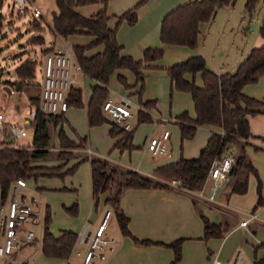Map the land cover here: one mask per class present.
Returning a JSON list of instances; mask_svg holds the SVG:
<instances>
[{
    "label": "trees",
    "instance_id": "1",
    "mask_svg": "<svg viewBox=\"0 0 264 264\" xmlns=\"http://www.w3.org/2000/svg\"><path fill=\"white\" fill-rule=\"evenodd\" d=\"M97 0H55L58 8L53 13L50 30L56 35L67 38L73 34H88L93 39L86 45L73 46V54L85 77L92 80L90 85V96L86 104L82 100V90L79 86H72L67 95L68 107H85L88 126H97L103 123L111 124L109 134L112 137L119 136L115 146L120 148H132L131 139L136 126L144 122H152L150 110L155 108V100L143 101L141 94L144 89L143 70L154 67L155 61L163 56V48L147 47L143 51L141 59H134L129 55L121 53L122 45L118 43L115 29L107 26L108 15L105 8L96 14L86 17L79 14L77 6L95 3ZM105 5L107 0H101ZM146 0H139L131 9L121 14L119 21L125 20L133 25L137 20L136 9ZM234 0H193L178 5L166 13L160 24V42L166 45H181L194 48L198 44L202 22H208L214 15L216 9L230 5ZM259 0H245L244 13L251 15ZM39 23L33 21V30L38 28ZM259 34L264 39V15L259 26ZM32 43H43V37L33 35ZM39 40V41H38ZM103 45L102 52H96L87 56L86 51ZM48 52L51 48L47 49ZM36 67L35 60H25L15 68L17 79L12 82L17 91H26L31 104L36 107V113L30 126L34 130L31 149H2L0 150V204L8 200L11 185L17 178H36L38 175H50V168L35 164L38 159L48 154L50 146L49 123L54 127L60 126L57 132L59 142L58 156L70 154L73 148H84L85 138L74 142L68 138L62 125L66 121L63 114H47L38 109L39 85L31 80L34 77ZM119 69H127L133 73L135 82L128 84L126 78L119 74L118 82L129 89L136 84L139 108L136 111V122L132 129L124 130L111 123L101 112V105L109 95L108 84L110 76ZM170 79V90L185 91L190 93L194 104V118L187 111L175 116L180 131V139L192 138L197 127L210 125L219 130L213 132L206 144L200 149L197 157H180L176 162L158 166L154 174L166 180H180L177 188L195 191L201 188L211 162L220 158L230 146L237 145L240 141H247L252 135L250 133L249 116L264 112V102L257 98L246 95L243 87L255 83L260 76L264 75V44L253 47L248 54L237 65L233 72L216 73L206 65L205 58L193 55L184 61L175 63L166 68ZM199 73L202 85L198 86L194 79L188 80L185 74L192 77ZM30 86L36 87L38 93L30 91ZM222 130L224 135H220ZM69 157V156H68ZM66 157V158H68ZM87 157L81 158L85 160ZM78 162L73 164L65 172H73ZM245 167L248 171H255L252 164L247 160L244 146L241 145L232 169V175L238 169ZM91 173V195L97 204L102 194L106 193L104 203L113 212L120 233L129 236L136 245H161L169 247L173 251L172 264L181 258V244L183 238L171 242L153 241L150 239H139L132 235L128 229V216L119 207V199L125 188H167L172 187L157 179L146 176L136 170H122L110 164L107 160L90 158ZM232 192L245 193L247 180H237L232 185ZM260 202V198L258 200ZM77 213V203L66 208ZM203 223L202 239L222 237L229 230L226 223L210 221L204 214H200ZM50 210L46 207L43 232L41 238V252L45 257L67 259L74 246L77 234L71 230H62L60 234L54 235L50 229ZM258 247L264 248V242ZM264 256L256 263L260 264Z\"/></svg>",
    "mask_w": 264,
    "mask_h": 264
},
{
    "label": "crops",
    "instance_id": "2",
    "mask_svg": "<svg viewBox=\"0 0 264 264\" xmlns=\"http://www.w3.org/2000/svg\"><path fill=\"white\" fill-rule=\"evenodd\" d=\"M138 1L139 0H107L106 4L104 5L101 0H97L95 3L77 6L75 10L79 14L89 17L96 14L99 10L105 8V11L108 15L107 26L110 29H115L116 40L118 41L119 44L122 45L121 53L123 55H129L132 58L138 60L142 58L143 51L145 48L158 47V46H161L163 48V56H166L167 54L168 59L166 61L160 58L159 60L153 63L155 65L154 67L146 68L143 70L144 89L141 94V99L143 101L155 100L156 102L155 108L151 109L149 112L151 116L155 117L154 119L158 123L154 124V127L151 131V136L157 135L158 133H161L163 131H166L168 133L169 148H170L169 155L162 157L157 156L158 158L156 156L155 157L151 156L144 146L148 134L144 132L142 135H138L137 133H135V130L133 132V136L130 142L132 148L126 149L115 146L116 141L120 137L110 136L109 130L111 128V124L110 125L108 124V126H106L107 133L109 136V143L105 141V144L107 149H110L109 151L112 152V155L117 154L118 151L119 156H123L125 151L131 150L130 156L133 159V161L127 164L129 166L126 165L127 167H129L127 169L136 170L153 179H157L159 181H162L163 183L169 184L170 180L169 181L164 180L156 176L154 174V169L158 166L176 162L180 157H184V158L197 157L200 149L206 144L209 136L213 132L218 131L219 129L210 125L199 126L197 127L196 132L194 134L195 136H197V134L199 135L198 137H196V140L193 141L194 144L192 147L190 148L187 147V150L186 151L184 150V152L183 150H181V148L177 152L173 150L172 142L170 139L171 132L168 130V127L172 126L176 128V130H178L179 140L180 142H182L180 139L179 127L175 120L176 115L173 117L172 120L169 121L168 120L165 121L162 119V117L159 114V109L157 107V99L155 98L156 95L159 96V94L150 92L149 87H151L155 83H160L163 85L168 84L169 91H171L170 79L167 74L166 68L175 63L184 61L193 55L200 54L198 51L190 50L188 49V47L185 46L166 45V44L164 45L160 42V24L163 16L166 13H168L170 10L177 7L178 5L193 0H146L144 3H142L137 7L136 9L137 20L133 25L128 24L125 20L119 21L118 17L127 10L131 9ZM29 2L30 5L35 6L41 11L40 19L38 20L33 19L32 21L40 20L41 22L42 21L44 23L46 22L47 25L45 30L42 32V36L44 39L43 46L50 48L54 47L55 49L53 51H55L57 50V47L60 46V44L62 45H64L65 43L68 44L70 46L72 53V62L73 64H76L77 61L75 59L72 50L73 46L86 45L93 39V37L84 33L73 34L68 36L67 38H62L56 35L50 30L52 25L53 13L58 12V8L55 4V0H29ZM44 2L46 3L50 2V6H47L49 8L46 7V4H43ZM234 2L235 0L230 5L222 6V7H232ZM222 7H218L216 9L213 17L208 22L200 23L199 25L200 38H201V33L205 28V26L213 21L217 11ZM42 11L46 13L49 12L51 13V14L49 13L48 15L49 17L48 20H46L45 16H43ZM243 17L244 16H242V18ZM247 28H249V26ZM46 32L51 34L50 39H48L45 36ZM262 44H264V39L262 40L256 39V41L253 40V42L249 45L248 48H245V50H243L242 48L240 49L239 52L235 53L229 62L226 61L221 62L219 69L213 68L211 64H209V66L213 68L212 70L215 71L216 73L233 72L237 67V65L239 64V62H241L243 58H245V56L253 47ZM216 46L218 47V43ZM226 48L227 51H229L230 45L227 46ZM102 51H103V45H98L86 51L85 54L89 56L96 52H102ZM221 55H223V52H221ZM43 56H45V54H43ZM226 56L227 54H225V58ZM114 74L116 78L119 74L123 75L126 78L128 84L130 85L131 84L133 85L135 82L133 73L127 69L116 70L110 76V79ZM85 78L86 77H84L83 79L85 80ZM185 78L188 80L194 79V77H192L191 74H185ZM194 82L198 86L202 85V80L196 82L194 79ZM38 85H39V93H40V83H38ZM122 88L124 90L123 95L129 96L131 100H132L131 97H135V102L133 100L132 101L136 105V108L138 109L139 102L136 91L139 88V84H136L129 89H125L123 86ZM243 92L248 96L257 98L264 102V75L260 76L255 83L245 85L243 87ZM89 96H90V91L88 98ZM29 105L31 107H35L31 103H29ZM68 109L63 113V116L65 117L66 121L63 123L62 127L64 126V124H66L74 129V126L70 122L73 121L74 115L73 113L67 114ZM30 110L26 111V115L27 112ZM193 110H194V104H193ZM84 111L86 117V109H84ZM184 111L187 110H183L180 113ZM5 115L7 116L8 120L11 119L20 124H22L24 121H29L28 119H22L20 113L12 108H10L8 110V113H6ZM189 116L191 118H194L195 113ZM248 120L250 126V133L252 135L249 138L251 142L252 141L254 142V140H256L259 137H261V139L263 140L264 131L262 132V130H258L256 129V127L258 126L261 127V125L264 124V112L255 114L253 116H249ZM86 121H87V117H86ZM167 122H170V124H167ZM96 128L97 126L90 127L92 132L93 130H103L104 132L106 131L105 127H100L97 129ZM33 134H34L33 128L29 127L28 135L26 136H29L31 139L29 140L28 144H22L26 147V149L32 148ZM189 139H185V140H189ZM92 145L96 147L102 146V145H98L93 141H92ZM137 148L141 149L140 151L141 155H139V151L137 150ZM86 149H90L92 153H95L92 150V147L89 146V142L87 143L85 139V146L81 150L86 152ZM234 149L237 154L239 147L237 148L238 150H236V147L234 146ZM147 153L151 157L146 155ZM259 154L260 153L250 152L249 158L251 160H249V158L246 155L247 160L250 161L255 171L248 172V170L245 167L238 169L235 174L230 175V180L220 188V191L215 196V199L213 201H210L207 198L209 194V186H210L209 182L204 188L203 196L201 197L197 196L194 193V191L186 190L184 188H177L173 186L167 188L123 189L119 199V207L122 210V212L125 215H127L129 218L128 229L130 233L139 239H150L153 241H162L166 243L171 242L178 238H183L181 244V251H182L181 258L176 264H210L211 258L214 255H217L222 261H224V264H229L230 261L229 259L231 257L230 256L231 250L228 241L231 237V234L238 230L251 232L253 243L256 245V249L261 248L258 247V245L264 242L263 240L264 239V209L260 208V206L264 202V164H261L260 158L264 157V155L260 156ZM142 156H145L147 158L144 159V157L142 158ZM112 165H115L119 169H121L118 165H116L115 162ZM249 173L253 174L258 180L257 193H254V178L252 176L249 178ZM243 179L247 180L246 192L245 193L232 192L231 189L234 182ZM259 180H261V190H260ZM87 182L84 181V183L81 185V183L77 181L75 182L74 187L77 189H80V187H82V189L86 190V192L89 191L91 193V176L89 182L88 183ZM105 197H106V193L102 194L97 204L94 202L92 195H91L90 203L88 205H86L85 199H84L85 203L81 204V202H79V205H77V214H82V216L84 215V218L82 219V221H80V223L76 224L74 228L64 229V230H71L76 232L77 234L78 231L81 230L84 223L87 221H89L91 223V226L93 227L99 221L103 210L109 207L104 203ZM259 198H260V202H258ZM236 211L239 212V214H235ZM251 212H256L257 217L254 218L253 220H249L245 226L240 225V222L245 220L248 214ZM200 214H204L212 222L226 223L229 227L228 232L224 234V236L219 238L212 237V238H208L207 240L202 239L203 223L200 218ZM50 216H51V212H50ZM239 216L241 218H239ZM115 223H116L115 226L117 231L113 230V226L111 225V222H109L105 231L107 235H109L110 237L116 240V246L114 251H112L108 255V257L106 258L107 260L106 259L105 261L103 260L104 262L94 260L92 264H95V262L96 263L98 262L97 264H118L120 259L124 257V254L129 252H132V254H135L137 258H139V262L137 264H168V262L173 257V251L169 247L155 245V244L147 245V246L144 245L136 246V244H134V242L129 236H123L120 233L116 220ZM53 234L58 235L55 233ZM117 235H119L120 237L119 242L115 238ZM256 235H260V236H256ZM33 240L35 239L33 238L30 241H26L22 239V241H20V247L14 250V252L12 253L9 259H4L0 257V264H11V258L13 257L15 259L17 253L22 252L23 249H26L29 252L33 248V246H35ZM0 241H1V235H0ZM84 248L85 245L77 246V249L80 250H83ZM38 249H33V250L34 252L36 250L39 251V254L36 255L35 257L36 260L42 264H55L56 262L58 264H70L69 261L72 255H70L67 259L45 257L41 252V244L39 245ZM261 249L264 252V248ZM14 259L12 260L14 261Z\"/></svg>",
    "mask_w": 264,
    "mask_h": 264
},
{
    "label": "rangeland",
    "instance_id": "3",
    "mask_svg": "<svg viewBox=\"0 0 264 264\" xmlns=\"http://www.w3.org/2000/svg\"><path fill=\"white\" fill-rule=\"evenodd\" d=\"M43 4H46V7L50 6V2H44ZM244 4L245 0H235L232 7H222L221 9H219L213 21L210 24H207L203 29L201 38L199 37L196 47H188V49L190 50L198 51L200 55L205 58L208 68L219 69L221 62H229L235 53L239 52L242 48L243 50H245V48H248L253 40L256 41V39H263L259 34V26L264 15V0H259L256 3L253 11L251 12V15L244 13ZM42 12L43 16H45L46 20H48V15L50 12ZM0 15V107H2L3 113L5 114L8 113V110L10 108H12L20 113L22 119H28L30 122L31 119L26 115V111L33 109V107L29 105L30 102L28 101V94L26 91H17L15 89V86L12 84V82L17 79L15 68L25 60H35L37 65L35 67L34 77L31 81L33 83H40L42 80V75L41 66L39 65V63L43 61V54H49L53 52L55 48L51 47V50L48 52L47 49L50 47L43 46L44 41L41 44L32 43L30 39L33 35L43 37L42 32L47 26L46 22L44 23L40 20L37 21L39 23L38 28L36 30H33L32 15H19L15 7L12 5L11 0H2L0 2ZM242 16L244 17L242 18ZM248 26L249 28H247ZM45 36L50 39L51 34L46 32ZM217 43L218 47L216 46ZM229 45L230 50L227 51L226 47ZM61 47H63L62 44H60L57 49ZM221 52H223V55H221ZM225 54H227L226 58ZM167 57L168 56L166 54V56H162L161 59L166 61L168 59ZM209 64H211L213 68H211ZM194 79L196 82L201 81L200 74H195ZM91 84H93V81L85 78L83 83L79 85L82 90V100L84 104H86V102L88 101L87 99L89 91L91 90ZM108 85L109 95L113 93H124V90L121 84L118 82L115 74L111 77ZM5 87L11 89V93H8ZM32 90L35 94L38 93V89H36V87L34 88L33 86H30V91ZM149 91L159 94V96L156 95L155 98L157 99L159 114L165 121L172 120L175 115L177 116V114H179L183 110H187L189 115L194 113L192 100L188 92L177 90L169 91L168 84L163 85L160 83L153 84L151 87H149ZM131 98L135 102V97ZM84 109L85 107H69L67 114L73 113L74 115L73 121H70L74 126V129L66 124H64L62 128L70 140H76L74 142H78L80 138H85L87 143L89 142V146L92 147V150L95 153H91V155L89 156L86 152L81 150L82 148H73L70 151L72 153L71 156L70 154H67L63 155L62 158L59 157L58 152L60 148L57 138V132L60 126L57 125L56 127H54L52 123H49V152L44 158L36 160L35 164L50 168L52 174H41L36 178L26 179L27 196L36 197L37 207L41 213V224L32 227L35 234V240H33L35 246H33V248L29 252L28 250L23 249L22 252L17 253L15 259L13 257L11 258V264H42L36 260L35 256L39 254L38 248L41 244L43 220L46 207H48L51 212V222L49 224V229L55 234H60L61 230L64 229L74 228L76 224L82 221L84 215L82 216V214L77 213L73 214L72 211H69L66 208L72 207L74 203H77V205H79V202H81V204L85 203V200L86 205L90 203L91 193L89 191L86 192V190L82 189V187H80V189H77L74 186L75 182L77 181L81 183V185L84 183V181L89 182L91 176V157L108 160L110 164H113L115 162L116 165H118L122 170H128L127 168L129 167L127 166L129 165L127 164L133 161L130 156L131 150L125 151L123 156H119L118 151L117 154L112 155V152L109 151L110 149H107L105 144V141L109 143V136L106 127L109 123L97 125V128L105 127V132L103 130H93L92 132L90 129L91 126H88L87 124ZM5 118L7 119V116H5ZM152 118V122H144L138 124L136 126L135 133H137L138 135H142L144 132H146V134H148L147 138L151 136V131L154 127V124L158 123L157 121H155V117L152 116ZM109 121L111 122V120ZM135 122L133 123L134 125ZM167 124H170V122H167ZM256 129L262 130L263 132L264 124L261 125V127H256ZM168 130L171 132L170 139L172 142L173 150H175V152L179 151L180 148L184 152V150H187V147H192L194 144L193 141H195L196 137H198L199 135H194L195 137L193 136V138L189 140L184 139L185 141L183 140L182 142H180L178 130H176V128L172 126L168 127ZM30 139L31 138L29 136H25L21 139H18V143L28 144ZM92 141L102 146H93ZM239 141L240 142L237 145H234L236 147V150H238V147L240 148V145H243L248 158L250 152L260 153V156L264 155V148L262 146L261 137L254 140V142H251L250 139H247V141ZM137 150L139 151V155H141V149L137 148ZM146 155L150 156L148 153ZM83 157H87V159L81 160V158ZM143 157L144 159L147 158L145 156H142V158ZM249 160L251 159L249 158ZM77 162L78 164L73 172H65L68 168H70ZM260 162L261 164H264V157L260 158ZM251 176L254 178V193H257L258 180L253 174L249 173V178ZM259 182L261 190V180H259ZM5 205L3 206V209ZM235 214H239V212L236 211ZM239 218L241 217L239 216ZM110 222L113 226V230L117 231L114 216L111 217ZM115 238L119 242V235H117ZM20 241H22V239H20ZM228 242L230 244L231 250L229 263L231 262V260H233L237 252H239V255L242 258L241 262L245 264H257L256 262L264 256V252L261 248L256 249V245L253 243L251 232L242 230L235 231L231 234ZM33 249L38 250L34 252ZM70 255H72L69 261L70 264H79V258L72 254V252L70 253ZM12 259H14V261ZM172 259L173 257L168 262V264H172ZM219 260L224 264V261H222L220 258ZM138 262L139 258H137L135 254H132V252H129L124 254V257L120 259L118 264H137ZM97 263L95 262V264ZM55 264L58 263L56 262ZM260 264H264V260Z\"/></svg>",
    "mask_w": 264,
    "mask_h": 264
},
{
    "label": "built area",
    "instance_id": "4",
    "mask_svg": "<svg viewBox=\"0 0 264 264\" xmlns=\"http://www.w3.org/2000/svg\"><path fill=\"white\" fill-rule=\"evenodd\" d=\"M2 0H0L1 2ZM12 5L19 15L31 14L38 20L41 12L30 5L29 0H11ZM41 66L42 80L40 82L38 109L47 114H63L68 109L67 95L72 86H78L84 81V73L78 63L73 64L70 46L63 47L46 54ZM136 105L127 95L110 94L101 105L102 114L111 122L124 130H130L136 120ZM10 112V111H9ZM11 113V112H10ZM36 107L27 112V116L33 120ZM0 107V150L2 149H26L18 143V139L28 135L31 121L22 124L8 120ZM32 128V127H31ZM220 135H224L222 130ZM145 149L153 157L169 155V135L166 131L149 136L145 141ZM264 148V139L262 140ZM90 156L92 151L86 149ZM88 156V157H89ZM236 160L234 146L228 147L220 158L212 160L200 189L194 191L197 196H203V190L210 183L208 199L213 201L220 188L230 180V175ZM169 185L178 187L180 180L172 179ZM27 182L24 178H17L11 185L9 199L5 204H0V257L9 259L14 250L20 247V239L30 241L34 238L32 227L41 224V213L37 207L35 196H27ZM5 205L4 209L3 206ZM264 209V202L260 206ZM113 216L110 207L105 208L99 221L92 227L89 221L85 222L72 248V254L79 257V264H92L94 260L103 261L114 251L116 240L106 234V228ZM257 217L256 212L248 214L247 218L240 222L245 226L249 220ZM85 245L83 250L77 246ZM239 252L229 264H245L241 262ZM210 264H223L217 255L212 256Z\"/></svg>",
    "mask_w": 264,
    "mask_h": 264
},
{
    "label": "water",
    "instance_id": "5",
    "mask_svg": "<svg viewBox=\"0 0 264 264\" xmlns=\"http://www.w3.org/2000/svg\"><path fill=\"white\" fill-rule=\"evenodd\" d=\"M5 89L7 90L8 93L11 92V90L9 88L5 87Z\"/></svg>",
    "mask_w": 264,
    "mask_h": 264
}]
</instances>
